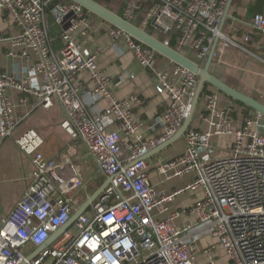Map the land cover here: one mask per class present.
I'll return each mask as SVG.
<instances>
[{"label": "built area", "instance_id": "obj_1", "mask_svg": "<svg viewBox=\"0 0 264 264\" xmlns=\"http://www.w3.org/2000/svg\"><path fill=\"white\" fill-rule=\"evenodd\" d=\"M230 1L125 0L123 19L149 35L165 36L162 43L168 47L173 40V50L182 55L190 51L202 68L215 48L212 71L222 80L226 56L250 54L249 38L234 34L227 23ZM53 2L0 0V11L7 12L21 31L10 40L8 55L28 56L31 51L37 57L23 79L0 75V139L12 137L18 125L7 97L10 87L36 97L45 109L57 102L65 114L62 128L72 140L83 143L98 169L112 180L84 214L28 260L71 220L91 193L80 179L64 180L59 175L70 162L73 147L60 161L47 160L41 150L43 138L34 129L25 131L16 144L32 159L31 182L17 206L0 219V264H202L198 243L205 237L217 239L203 250L205 264L218 263L214 254L218 246L228 264H264V115L250 110L238 121L235 105L220 108L219 92L212 86L205 88L200 99L203 108L195 115L207 128H189L183 137V153L172 160L162 159L157 166L166 181L187 175L194 181L171 193L158 192L148 177L146 157L184 124L199 77L167 58L162 65L155 50L72 0L56 3L51 10L56 24L70 23L62 35V49H54L46 19ZM96 19L108 25L113 46L124 41L139 64L155 74L156 91L168 96L167 109L153 124L163 130L160 137L145 139L141 132L145 123L132 113L138 99L112 97L106 90L108 80L97 66L98 52L77 38V31L81 38L92 33ZM251 27L264 33V15H255ZM17 47L21 53L13 51ZM252 58L264 68L263 58L253 54ZM85 71L95 85L89 96L95 101L112 99L107 110L89 111L90 104L81 97L77 77ZM259 96L264 98V92ZM220 136H232L233 143L226 156L216 157L212 140ZM199 189L204 196L189 210L196 215L194 224L178 225L179 211L165 218L155 215L165 212L185 192Z\"/></svg>", "mask_w": 264, "mask_h": 264}, {"label": "crops", "instance_id": "obj_2", "mask_svg": "<svg viewBox=\"0 0 264 264\" xmlns=\"http://www.w3.org/2000/svg\"><path fill=\"white\" fill-rule=\"evenodd\" d=\"M257 14L264 15V0H232L227 23L232 26L234 34L249 38L247 50L250 54L244 55L236 52L237 54L233 53L234 55L226 56L228 65L224 76L227 80L222 78L231 87L250 95L264 92V68L252 58L253 54L264 59V33L251 27V22ZM46 16L50 31L48 13ZM97 23L103 27L99 28ZM107 27L108 25L105 26L101 19H96L92 33L86 38H81L77 31L76 36L84 46L98 52L97 66L108 80L106 90L112 97L118 101L131 97L138 99L139 103L133 104L132 113L136 120L145 123L141 131L145 139L158 138L163 134V130L154 127L153 124L155 119L167 109L169 98L166 94H160L156 91L155 74L139 64L134 53L124 41H120L117 47L113 46ZM20 32L11 16L5 11H0V75L7 73L23 79L27 75V70L37 61V57L31 51H28V56L10 57L8 55L9 51L12 50L10 40L18 37ZM50 38L55 44L51 35ZM13 51L21 53L22 48L17 47ZM188 54L192 56L188 50L183 53L185 57H188ZM158 61L162 65H166L167 62L165 57L159 56ZM77 86L81 89V97L90 104L88 106L89 111L96 113L111 107L112 99L110 97L98 98L95 101L96 99L89 96L95 85L88 71L78 74ZM7 97L13 105L14 117L18 125L12 137L5 140L0 139V219L6 217L17 206L31 182L32 159L23 154L16 144V139L29 129L36 130L43 138L44 144L41 150L47 160L58 159L60 161V157L66 154L71 147L76 148V153L69 157L70 162L58 171L62 179H80L89 186L91 195L104 184L107 177L98 169L94 158L86 147L80 140H72L62 128L61 124L65 114L59 103L55 102L50 109H45L36 97L22 94L12 87L7 90ZM219 98L222 108L230 104L235 105L237 111L235 118L238 121H241L244 115L249 112L221 93H218V103ZM202 108L203 104L199 102L196 112H200ZM191 127L206 129L207 125L195 115ZM183 137L160 153L155 154L152 151L147 155L148 177L158 192L171 193L194 181V177L191 175L166 181L165 177L159 174L157 170L160 160H172L183 153ZM223 138L226 137H215L212 140L215 148H217L216 157L226 156L232 146L233 139L228 150L225 151L224 148H220L219 140ZM124 140L127 141L125 137ZM171 146H175V148L173 149ZM203 196V191L200 189L193 192L187 191L171 202L165 212L160 214L156 212L155 215L159 218H165L171 213L179 211L181 219L177 222L178 225L194 224L196 215L189 214V210L195 201L202 199ZM221 254V252H217L216 259L219 260ZM222 264H228V262L224 261Z\"/></svg>", "mask_w": 264, "mask_h": 264}, {"label": "water", "instance_id": "obj_3", "mask_svg": "<svg viewBox=\"0 0 264 264\" xmlns=\"http://www.w3.org/2000/svg\"><path fill=\"white\" fill-rule=\"evenodd\" d=\"M80 5H82L84 8L95 14L96 16L102 18L104 21L107 23L111 24L112 26L124 31L128 35L132 36L134 39L137 41L145 44L146 46L152 48L155 50L158 54L162 55L163 57L169 59L170 61L192 71L199 77L198 85L196 87L193 101L191 104V110L189 113V116L185 120L184 124L178 131V133L172 137L169 141L166 143L160 145L157 147L153 153H160L161 151L165 150L168 146H170L172 143L178 141L181 139L186 131L191 127L192 121L194 119L196 110L198 108L201 95L203 93V90L205 89L206 86L210 85L213 88H215L219 93L224 94L231 100L238 102L248 108H250L253 111L260 112L264 115V104L261 103L260 101L256 100L255 98L231 87L227 83H225L223 80L220 79L216 74L213 73L212 71V66H213V54H214V49H212L207 63L205 66L202 68L189 58L185 57L182 54L177 53L175 50L172 48L164 45L162 42L158 41L151 35L143 32L140 30L138 27L135 25L127 22L124 20L122 17L118 16L117 14L113 13L112 11L108 10L104 6L100 5L99 3L93 1V0H72ZM232 3V0L227 8V14L230 8V5ZM73 14H70L67 19H69ZM70 27V23H66L62 28L63 30H68ZM147 158V157H146ZM111 178L108 177L104 184L97 190L95 191L86 201L85 203L80 207V209L72 216L71 220L61 229H59L57 232H55L49 241L45 243L42 247H39L37 251L30 257H28V260H31L35 258V256L44 248L50 246L54 240L63 233L66 229H68L76 220L79 216L84 214L86 210L89 208L91 203H93L96 198L105 190V188L108 186V184L111 182ZM25 264V263H24Z\"/></svg>", "mask_w": 264, "mask_h": 264}, {"label": "trees", "instance_id": "obj_4", "mask_svg": "<svg viewBox=\"0 0 264 264\" xmlns=\"http://www.w3.org/2000/svg\"><path fill=\"white\" fill-rule=\"evenodd\" d=\"M97 3H99L100 5L104 6L105 8H107L108 10L112 11L113 13L117 14L118 16L122 17L123 18V5H124V0H93ZM59 2H65V3H68V2H71V0H55V2L52 3V5L47 9V13H48V16H49V27H50V35L54 38L55 40V44L53 43V47L54 49H60L63 47V42H62V35H63V29L60 25L56 24L53 17L51 16V10L52 8L54 7V5L56 3H59ZM115 3H118L119 4V9L117 12H114V10H112L109 5L110 4H114ZM122 6V7H121ZM135 25L136 27L138 26L137 24H133ZM112 26V25H111ZM114 27V26H113ZM150 35L152 37H154L155 39H157L158 41L162 42L164 39H162V36L161 35H158V34H152L150 32ZM161 37V38H160ZM165 37V36H164ZM171 46L170 48H173L174 47V41L172 40L171 41ZM159 57H162L164 58L162 55L158 54ZM210 86V85H208ZM208 86H206L205 88H208ZM237 103L238 105H240L241 107L247 109L248 111H250L251 109L238 103V102H235Z\"/></svg>", "mask_w": 264, "mask_h": 264}, {"label": "rangeland", "instance_id": "obj_5", "mask_svg": "<svg viewBox=\"0 0 264 264\" xmlns=\"http://www.w3.org/2000/svg\"><path fill=\"white\" fill-rule=\"evenodd\" d=\"M109 7L112 9V10H114V12H117L118 11V9H119V4L118 3H115L114 2V4H110L109 5ZM162 36V35H161ZM161 38V37H160ZM162 39H164V37L162 36ZM188 56V58H190V60H194L195 61V59L191 56V55H187ZM192 58V59H191ZM193 61V62H194ZM222 78H224L225 80H227L226 79V76H223ZM230 80V79H229ZM222 94V93H221ZM224 95V94H223ZM253 96H257L258 97V100H260L261 102H264V98H261L260 96H259V94H256V93H253L252 94ZM219 107L220 108H222L221 107V105H220V98H219ZM220 137H226L225 139L223 138V139H221V140H219V142H220V148H224V150L226 151V150H228L229 149V145L231 144V141H232V139H233V137L232 136H220ZM220 137H217V138H220ZM229 137H231V138H229ZM171 148H175V146H171ZM72 150H73V152L74 153H76V148L75 147H73L72 148ZM181 218H179L178 220H177V222L180 220ZM217 243V239H213V238H211V237H205V238H203L199 243H198V247H200V253H198V261L200 262V263H207V258H206V256H205V254L203 253V250L204 249H206V247H208V246H210V245H214V244H216ZM222 248L220 247V246H218L215 250H214V254H215V256H216V253L217 252H221L222 254V256H220L219 257V260L217 261L218 263L217 264H222V263H224V261H227V255H225V253H224V251L223 250H221Z\"/></svg>", "mask_w": 264, "mask_h": 264}]
</instances>
